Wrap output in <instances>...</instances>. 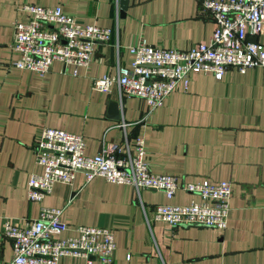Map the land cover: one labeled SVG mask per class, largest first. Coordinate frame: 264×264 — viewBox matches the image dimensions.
<instances>
[{"label": "crops", "instance_id": "crops-1", "mask_svg": "<svg viewBox=\"0 0 264 264\" xmlns=\"http://www.w3.org/2000/svg\"><path fill=\"white\" fill-rule=\"evenodd\" d=\"M24 5L60 7L83 26L109 28L111 40L95 46L88 68L63 73V65L53 62L44 76L15 68L14 23L30 18ZM120 6V0H0V229L5 220L24 227L41 208H57L71 227L112 230V264H264V68L244 74L227 68L220 79L192 73L187 88L179 84L143 120L142 100L120 97L116 85L109 93L95 91L94 80L130 68L128 48L139 39L184 50L207 43L214 24L201 0H127L125 10ZM249 41L264 46V24ZM44 128L81 135L87 156H95L103 142L133 151L140 137L152 174L175 176L179 184L230 182L227 228H170L153 220L154 207L185 206L199 200L196 194L178 189L167 200L159 191L101 177L87 181L83 172L71 184H54L42 202H30L29 176L42 172L34 144ZM12 260L11 241L0 234V264ZM84 263L72 257L59 262Z\"/></svg>", "mask_w": 264, "mask_h": 264}, {"label": "built area", "instance_id": "built-area-1", "mask_svg": "<svg viewBox=\"0 0 264 264\" xmlns=\"http://www.w3.org/2000/svg\"><path fill=\"white\" fill-rule=\"evenodd\" d=\"M202 9L213 21L214 30L207 43L184 50L164 49L139 39L128 48L133 56L130 68L118 67L115 75L95 79V91L109 93L116 85L120 97H135L147 108L145 120L160 108L179 84L187 88L192 73H210L220 79L227 68L240 74L264 68V46L249 41L260 34L264 24V0H201ZM30 14L27 22L14 23L11 49L18 54L15 68L46 75L53 62L68 67L88 68L97 45L110 42L112 31L92 25L83 26L60 7L24 5ZM35 163L40 174L29 176L26 196L30 202H42L56 183L71 184L77 172L87 181L101 177L107 183L127 185L135 190H154L167 200L175 192L196 194L199 198L185 206L157 205L153 220L170 228L201 226L225 230L228 225L232 185L218 183H182L172 175L152 174L143 138H136L134 149L122 150L116 144L102 143L95 156L85 154L81 135L44 128L35 140ZM62 210L41 208L38 218L18 227L5 220L0 234L11 241L12 264H59L61 258H91L112 264L116 246L112 230L90 226H69L61 220ZM72 233L62 237L65 233Z\"/></svg>", "mask_w": 264, "mask_h": 264}, {"label": "water", "instance_id": "water-1", "mask_svg": "<svg viewBox=\"0 0 264 264\" xmlns=\"http://www.w3.org/2000/svg\"><path fill=\"white\" fill-rule=\"evenodd\" d=\"M126 3H127V0H120V7H121V10H125V7H126ZM255 41V40H254ZM112 106L113 108H115L117 106V103L116 102H113L112 103ZM92 259V258H91Z\"/></svg>", "mask_w": 264, "mask_h": 264}]
</instances>
